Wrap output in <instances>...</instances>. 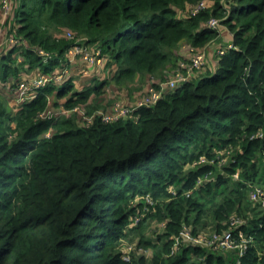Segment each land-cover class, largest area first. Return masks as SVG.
I'll return each instance as SVG.
<instances>
[{"label":"trees","instance_id":"obj_1","mask_svg":"<svg viewBox=\"0 0 264 264\" xmlns=\"http://www.w3.org/2000/svg\"><path fill=\"white\" fill-rule=\"evenodd\" d=\"M200 1L12 0L1 85L23 71L17 49L29 68L48 72L80 40L99 44L119 84L160 78L181 42L201 46L216 36L205 21L222 18V10L233 47L211 74L138 108L134 119L77 125L39 118L49 94L70 92L65 107L82 106L105 80L85 91L71 80L47 84L14 112L0 102V264H264V197L256 205L248 198L254 186L264 187V136L252 137L264 133V0H216L211 10L176 16L184 3ZM64 29L73 38L56 33ZM37 48L52 58L45 63ZM223 148L235 157L224 174L215 170L214 151ZM238 170L237 180L231 175ZM148 197L153 206L139 208ZM153 217L164 223L155 243L146 226ZM186 230L207 241L181 243ZM227 233L235 242L228 252L204 245ZM125 240L153 249L150 258L132 253L124 261Z\"/></svg>","mask_w":264,"mask_h":264},{"label":"rangeland","instance_id":"obj_2","mask_svg":"<svg viewBox=\"0 0 264 264\" xmlns=\"http://www.w3.org/2000/svg\"><path fill=\"white\" fill-rule=\"evenodd\" d=\"M216 0H201L203 3V8L200 11L203 10H211L214 5H215ZM221 4L224 5V1L220 0ZM194 4H190L189 2L184 3L183 7L177 10L176 16L181 17V16H186V13H188V8L190 6H193ZM190 12V10H189ZM222 18L219 17H214L211 16L208 19H206L205 24L208 27V23L210 20H216L218 22L217 25L209 27L212 30L216 31V36L211 39L210 41L206 42L204 45L201 46H192L189 43L186 42H181L180 45L174 50V56H172L171 64L168 65L164 70L158 74V76L162 79L165 77H169L171 73L174 70H177V68H181L182 66H188L189 60L192 57L194 52L197 53H202L203 54V65L201 66V69L198 71H194L189 77H187L186 82L188 81H196L200 77H202L206 72L210 71L208 74H211L214 70L210 69L212 67V64H215L216 67L219 63L220 60V55H218V48L224 49L225 43L229 38L232 39V34L229 31L228 27L222 23L221 20L224 19L225 15H227V11L224 12L222 10ZM11 22H9V14L6 15L5 12L2 11L0 13V42L2 41V36L3 33H5V38H9V33L4 29V26H7L6 29H8L9 25ZM13 27H14V22H13ZM71 29H64L61 33L56 32L59 36H66L67 32H71ZM2 34V35H1ZM73 34V32H72ZM19 36V35H18ZM81 43L80 45H85L88 49V51L93 52L95 54L89 53L86 54L85 56L78 55L77 57L74 58V61L67 67L65 70L64 75L65 76H72L73 78H76L78 83L77 86H81L82 84H91V81L95 79H101V76H103L104 71L106 70V75L105 77L109 78L113 72H117V66L114 62H112L108 57L103 54H97V50H92L91 49V44L89 43H83L82 40H80ZM7 43V42H6ZM233 46V43H231ZM230 44V45H231ZM38 48L36 50V53L38 52ZM43 50V49H40ZM3 51V50H2ZM44 51V50H43ZM7 52V51H6ZM20 49H17L15 53L13 54V57L16 59L17 62H19L17 65V70H23L22 73H20L16 78H9L8 82L6 85H1L0 83V102L4 104L5 108L7 109L8 112H14V110L19 108V103H17V99L19 98V94H17V85H20L22 82H24L26 85H33L34 82H38L40 78L45 77L41 75L40 73H44L42 70V67L40 66H32L29 68L27 59L26 57L21 53ZM45 52V51H44ZM5 51L3 52V54ZM90 59V61H88ZM78 65L80 67V70H75L71 69L73 66ZM55 67H59V64H57ZM215 67V68H216ZM212 70V71H211ZM77 71V73H76ZM51 71H48L46 73H50ZM67 72V73H66ZM182 73L186 75V70L182 69ZM121 81H124L126 83H121L119 84L118 82L114 81L113 79L108 80V81L102 88L101 91L98 93H103V94H98L97 92H93V95L95 98H92V93L89 94L88 98L83 102L82 109L83 112L87 111L89 113H92L93 111L99 110V109H104L108 108L107 106L111 105L114 101H118L120 103H133L137 101L145 92V90L148 88V86L153 85L156 80L157 76H152V75H139L137 78L133 79L132 81H129L127 83L126 79H120ZM104 90V91H103ZM68 92L67 94H64L63 96H55L49 94L47 97V107L50 108L51 106H59L62 107V113L59 115L58 118L54 120H73L77 125H80L81 122L84 120L82 119V114L79 112V103H76L77 101L70 102L69 107H65V102L71 97V93ZM97 99H100V101H97ZM82 103V102H81ZM62 105V106H61ZM54 107V108H55ZM58 107V108H60ZM135 116H133L130 119H134ZM126 119V118H125ZM128 119V118H127ZM56 131L55 128H51L48 132V134H52ZM219 156L218 164L216 165V169L219 173L224 174V166L231 165L233 160L235 161V157L233 156L234 149L228 148V151L226 149H220L214 150ZM241 152V150H238ZM213 163V161H211ZM190 166V165H189ZM189 166L187 165L185 169H188ZM215 174V173H213ZM153 206V200L152 204L148 203V201L144 200L143 203H140L139 208L143 209H149L150 207ZM157 217V216H156ZM146 222V221H145ZM147 229L152 230V232L149 234V239L151 242H156L155 237H154V232L161 231V225H163L162 220H158L155 217L152 218V220H148L146 222ZM211 230L208 228L206 230V235H210ZM201 233V232H200ZM199 233V234H200ZM204 237L203 241H207L206 237L204 234H201ZM218 236V235H217ZM201 237V236H199ZM202 238V237H201ZM206 238V239H205ZM219 241L217 244H213L215 241ZM226 240H220L217 239L216 236L212 237V240H210V244H208V248L212 250L213 252H219L222 251L223 254L224 252H228L230 247H232L235 242L231 243V241ZM230 243V245H229ZM131 245V253H133L135 256L141 255L143 256L145 262L150 258L153 249L150 247H146L145 245L139 244L138 241H129L125 240L122 242L121 245V252L122 254L124 252H127V247ZM210 246V247H209ZM226 247V249H225ZM130 249V248H128ZM129 255V256H130ZM133 258V256H132ZM131 258V259H132Z\"/></svg>","mask_w":264,"mask_h":264},{"label":"built area","instance_id":"obj_3","mask_svg":"<svg viewBox=\"0 0 264 264\" xmlns=\"http://www.w3.org/2000/svg\"><path fill=\"white\" fill-rule=\"evenodd\" d=\"M0 4H1L0 13H2L3 11L5 12L6 15L10 14V10L12 7V0H1ZM202 8H203V3L200 1L194 4L193 6H190L188 8V13H186V15H196ZM217 24L218 22L212 19L209 21L207 25L208 27H212ZM11 30H12L11 32L12 34L13 31H15V27L14 29H11ZM3 35H5V33H3ZM66 37L73 38V34L71 32H67ZM12 40H13L12 36L9 35V38H4V40L0 42V54L5 51L6 47L10 45ZM231 47L233 46L232 45L225 46L224 49L218 48L217 49L218 55L221 56L223 53L226 52L227 49ZM91 49L93 51L97 50L96 51L97 54L101 53V49L99 46L96 47V45L91 44ZM37 53L42 57L45 63L52 58L50 54H48L47 52H44L43 50L39 49ZM89 53L95 54L93 52L88 51L85 45H79V44L74 45L66 53H64L63 58L60 59L59 67H55V69H53L50 73L42 74L45 77L40 78L38 82H34L33 85L32 84L26 85L24 82H22L20 85H17L16 93L19 94V98L17 99V103H19L18 104L19 107L23 102L31 101L38 94L37 92L38 89L43 88L50 82L52 81L53 82H63V80L67 77L64 75L65 70L74 61V58L77 57L78 55L85 56L86 54H89ZM88 61H90V59ZM203 62H204L203 54L194 52L192 57L189 60L188 66H182L179 69L177 68V70H174L169 77H165L163 79L157 78L156 82L153 85L148 86L144 94L137 101L133 103H120L118 101H114L111 105L107 106L108 108L99 109V110L93 111L92 113H88L87 111L83 112L82 109L84 108L79 105V112L83 115L82 119L86 121V124H91L93 123L95 119H100L101 121L105 123H109V122H114L118 120L119 118H122V119L132 118L134 116L135 111L138 108L153 106L159 100H162L166 98L167 95L173 93L177 88H179L181 85H183L186 82L187 77H189L194 71H198L199 69H201ZM182 69L186 70L187 72L186 75L182 73ZM54 107L55 106L53 107L51 106L50 108L47 107L46 109H44L43 112L40 113L39 118L51 120V119H56L59 117V115L63 114L62 113L63 106L60 107L59 105L55 108ZM263 136H264V133L261 130H258L256 134L253 135L252 137L262 138ZM200 162H205V160L201 159ZM239 173H240V170L232 173L231 176L238 180ZM212 179H214V176H211L210 174L206 178L205 181L212 180ZM203 181L199 180L196 187L201 186ZM263 197H264V187H260V186H254L252 189H250L249 194H248L249 201L252 203V205L258 204V202H260V200ZM146 201L152 204L151 198L148 197ZM181 233H182L181 243L185 241L188 244H194L197 241L206 242V241H203V238L201 237L196 238V239L192 238V236L189 233V230L188 231L186 230ZM229 236H230L229 233H227L224 236V240H226V242L228 241ZM208 244L210 243L208 242V243H205L204 245L207 246ZM172 249L173 250L171 252L173 253L174 250L177 249V244ZM130 252H131V245L127 247V252H124L122 254L124 261H127V262L131 261ZM236 264H239V262H236Z\"/></svg>","mask_w":264,"mask_h":264},{"label":"crops","instance_id":"obj_4","mask_svg":"<svg viewBox=\"0 0 264 264\" xmlns=\"http://www.w3.org/2000/svg\"><path fill=\"white\" fill-rule=\"evenodd\" d=\"M232 43V39L231 38H229V40H227L226 41V43H225V46H229L230 44ZM96 45V47L97 46H99V44H95ZM232 45V44H231ZM215 67H216V65L215 64H212V67L210 68V69H212V70H214L215 69ZM55 69V68H54ZM71 69H73V71H75V70H80V67L76 64L75 66H73ZM210 71H208V72H206V74H204V75H207L208 73H209ZM76 73H77V71H76ZM41 75L42 74H46V72H44V73H40ZM105 75H106V70L104 71V73H103V76H101V79H95V81L94 80H92L91 81V84H82L81 86H77L78 84H76V83H78V82H76L77 81V79L76 78H73L72 76H67L64 80H63V82H50V83H52V85L54 86V87H61L65 82H66V80H71V82H72V86H73V88L76 90V91H82V90H87L88 88H92L93 86H95L96 84H98V83H100L101 81H104V80H106V79H108V80H111V79H113V77H114V75H115V71L113 72V74L108 78H106L105 77ZM203 75V76H204ZM137 78V77H136ZM65 81V82H64ZM106 82H108V81H106ZM49 83V84H50ZM104 91V90H103ZM101 94H103V93H101ZM51 95H55V92H53ZM92 95V98H95V96L93 95V93L91 94ZM49 96V95H48ZM47 96V97H48ZM97 101H100V99H97L96 100V102Z\"/></svg>","mask_w":264,"mask_h":264}]
</instances>
